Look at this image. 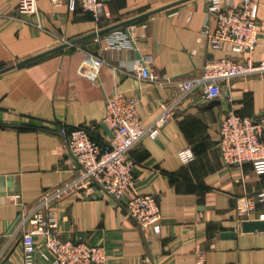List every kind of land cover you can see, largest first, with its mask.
Masks as SVG:
<instances>
[{
  "label": "crops",
  "instance_id": "0c3cea01",
  "mask_svg": "<svg viewBox=\"0 0 264 264\" xmlns=\"http://www.w3.org/2000/svg\"><path fill=\"white\" fill-rule=\"evenodd\" d=\"M255 1L252 59L260 61L264 0ZM37 6L36 14H19L16 0H0V70L14 65L0 72V264H23L20 213L55 191L59 196L50 208L59 236L102 246L104 264H195L198 250L205 253L204 264H264V230L241 229L243 220H264V200L247 216L238 213L248 195L264 190V175L249 162L226 165L218 149L224 115L256 118L264 112V72L222 80L220 95L210 100L199 87L181 92L175 85L198 76L208 59L247 55L209 45L206 31L215 28V17L207 16V0H107L99 22L79 0H38ZM125 24L134 26V47L105 48L110 29L94 39L96 31ZM62 38L79 40L15 66ZM143 64L171 81L139 77ZM116 94L137 98L143 126L164 103H175L158 134L130 150L135 186L122 201L94 181L77 185L78 163L59 133L62 125H85L101 145L110 143L102 119L106 97ZM186 149L192 156L185 161L180 152ZM134 191L156 195L158 233L125 214L124 201ZM45 251L38 236L33 264H51L40 254Z\"/></svg>",
  "mask_w": 264,
  "mask_h": 264
},
{
  "label": "built area",
  "instance_id": "2783aa9c",
  "mask_svg": "<svg viewBox=\"0 0 264 264\" xmlns=\"http://www.w3.org/2000/svg\"><path fill=\"white\" fill-rule=\"evenodd\" d=\"M38 0H16L19 14H36ZM59 4L63 0H50ZM73 0H68V4ZM106 0H79L80 7L89 12L96 22L105 12ZM207 16L215 17V28L207 30L208 42L212 48L224 47L232 53H246V57L233 59L228 56L208 59L204 62L201 73L187 80L175 83L181 92L196 87L202 90L206 100L220 95V83L238 75H250L264 72V58L252 59L257 45V3L255 0H207ZM0 16L2 12L0 11ZM104 47H134V26L125 24L116 26L104 34ZM95 40L100 39L97 33ZM63 42H68L63 39ZM139 77L150 80L171 81L169 76L157 77L147 65L143 64L136 71ZM137 98L116 94L105 99L103 122L112 133V140L106 145L99 144L89 133L85 125L67 128L60 126L59 133L64 137L67 151L77 161V185L82 187L89 182L99 184L113 199L122 201L126 193L135 186L133 175L134 160L130 150L143 137H155L160 127L174 114L175 103H164L160 113L149 124L143 126L137 113ZM218 149L226 165L240 166L251 163L257 175H264V112L251 118L229 112L219 121ZM183 160L191 158L188 149L180 152ZM59 191L43 196L38 205L31 206L20 213L17 229L20 231L23 264H33L36 251V238L41 237L46 251L41 256L50 259L51 264H104L107 259L105 249L100 245L84 241L63 239L56 231L57 224L51 210V204L57 200ZM15 200L20 195L15 194ZM264 200V190L245 198L244 207L238 212L247 216L254 203ZM19 203L20 200L18 201ZM22 204V203H21ZM125 214L140 228L151 227L155 233L160 231L162 212L154 193L133 192L123 204ZM24 208V207H23ZM22 211V210H21ZM46 214V216H44ZM205 253L195 252V264H204Z\"/></svg>",
  "mask_w": 264,
  "mask_h": 264
},
{
  "label": "water",
  "instance_id": "95a60500",
  "mask_svg": "<svg viewBox=\"0 0 264 264\" xmlns=\"http://www.w3.org/2000/svg\"><path fill=\"white\" fill-rule=\"evenodd\" d=\"M178 2H180V1H178ZM178 2H176V3H178ZM176 3H173V4H176ZM173 4L165 5V6L161 7V8H159V10L164 9V8H167V7H169V6H172ZM149 13H150V12H149ZM144 15H145V14H144ZM144 15H140V16H138V17H135V18L129 19V20H127V21L135 20V19H137V18H139V17H141V16H144ZM127 21H126V22H127ZM119 24H120V23H119ZM119 24H117V25H119ZM121 24H122V23H121ZM117 25H112V26H110V27H107V28H105V29L99 31V32L107 31V30H109V29H112V28L116 27ZM93 34H95V33H93ZM78 40H79V39L71 40V41H69V42H64V43L58 45V46L55 47V48L49 49V50H47V51H43V52L38 53V54H36V55H33V56L29 57V58H26V59H24V60H21V61L17 62V63L15 64V66H17V65H22V64H24V63H26V62H28V61H31V60H33V59H36V58H38V57H40V56H43V55H45V54H47V53H50V52L54 51V50H57V49H60V48L66 47V46H68L69 44H73V43L77 42ZM13 66H14V65H13ZM13 66L6 67V68H4V69H1L0 72L4 71V70H6V69H9V68H11V67H13ZM103 126H104V129H105V130L107 131V133L109 134V136H112L111 131L108 129V127L106 126L105 123H104ZM241 229H242L243 231L264 230V220H261V219L243 220V221L241 222Z\"/></svg>",
  "mask_w": 264,
  "mask_h": 264
},
{
  "label": "rangeland",
  "instance_id": "374dc122",
  "mask_svg": "<svg viewBox=\"0 0 264 264\" xmlns=\"http://www.w3.org/2000/svg\"><path fill=\"white\" fill-rule=\"evenodd\" d=\"M106 1H107V0H106ZM106 3H107V2H106ZM96 33H100V32L96 31L95 34H96ZM99 35H100V34H99ZM68 42H69V40H68ZM62 43H64V42L62 41Z\"/></svg>",
  "mask_w": 264,
  "mask_h": 264
},
{
  "label": "trees",
  "instance_id": "16d2710c",
  "mask_svg": "<svg viewBox=\"0 0 264 264\" xmlns=\"http://www.w3.org/2000/svg\"><path fill=\"white\" fill-rule=\"evenodd\" d=\"M93 138V137H92ZM94 139V138H93ZM97 141V140H96ZM98 142V141H97ZM99 143V142H98ZM100 144V143H99Z\"/></svg>",
  "mask_w": 264,
  "mask_h": 264
}]
</instances>
